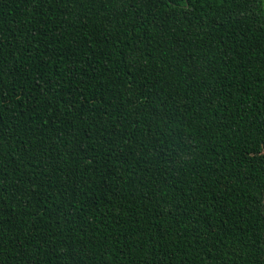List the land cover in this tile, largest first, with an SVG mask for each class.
<instances>
[{"label": "trees", "instance_id": "16d2710c", "mask_svg": "<svg viewBox=\"0 0 264 264\" xmlns=\"http://www.w3.org/2000/svg\"><path fill=\"white\" fill-rule=\"evenodd\" d=\"M264 0H0V264H264Z\"/></svg>", "mask_w": 264, "mask_h": 264}, {"label": "rangeland", "instance_id": "374dc122", "mask_svg": "<svg viewBox=\"0 0 264 264\" xmlns=\"http://www.w3.org/2000/svg\"><path fill=\"white\" fill-rule=\"evenodd\" d=\"M263 153H264V149H263Z\"/></svg>", "mask_w": 264, "mask_h": 264}]
</instances>
